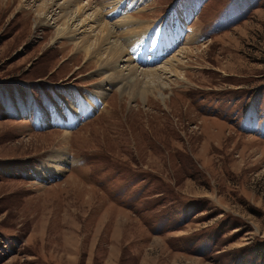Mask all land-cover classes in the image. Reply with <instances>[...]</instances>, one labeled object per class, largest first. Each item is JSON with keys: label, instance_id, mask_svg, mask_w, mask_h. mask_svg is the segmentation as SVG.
Here are the masks:
<instances>
[{"label": "rangeland", "instance_id": "374dc122", "mask_svg": "<svg viewBox=\"0 0 264 264\" xmlns=\"http://www.w3.org/2000/svg\"><path fill=\"white\" fill-rule=\"evenodd\" d=\"M68 1L0 0V264H264V0Z\"/></svg>", "mask_w": 264, "mask_h": 264}, {"label": "bare ground", "instance_id": "6f19581e", "mask_svg": "<svg viewBox=\"0 0 264 264\" xmlns=\"http://www.w3.org/2000/svg\"><path fill=\"white\" fill-rule=\"evenodd\" d=\"M75 1H80V0H69L68 2H69V4L67 3L66 5H64L63 7H62V10H67V9H69L70 7H67L68 5H70V3L72 2H74L75 3ZM120 1V0H119ZM143 0H129L128 2H127V4L128 5H130V6H136L137 4L139 5L141 2H142ZM124 2H126V1H124ZM123 2V3H124ZM88 4H90V3H88ZM45 6H47V4H45ZM50 5H48V9H47V11H45V13L47 14V13H49V12H51V10H50ZM126 7V6H125ZM40 8V7H39ZM44 9V8H43ZM45 9H46V7H45ZM101 9V8H100ZM103 9V8H102ZM122 9V8H121ZM80 10H81V7L80 6H75V10H73V12H80ZM127 10V9H126ZM123 11V10H122ZM128 11V10H127ZM105 12V11H104ZM190 10H189V7L187 6L186 7V13L187 14H185L184 13V17H186L185 19H183L179 24H178V26H177V29H181V27L182 26H185V24L186 23H188L189 21L187 20V18H189L188 16H190ZM100 13H102L101 11H100ZM127 14V13H126ZM178 14H180L179 13V11H178ZM113 15V14H112ZM103 16H104V14H103ZM103 16L100 14V17H99V19L101 20V19H103ZM106 16V15H105ZM180 17V16H179ZM183 17V18H184ZM123 19V18H122ZM122 19H120L121 21H122ZM182 19V18H181ZM120 21V22H121ZM65 23H68V21H65ZM117 23V22H116ZM123 24H127V26L129 27V28H127V29H123L122 28V32H121V34H120V36H124L125 38H127L129 35L131 36V34H137V36H138V39H137V41H132V40H130V38L128 39V42L129 43H131V44H136V48H134L135 49V51H137V53H138V55L137 56H139V55H142L143 53H144V51L146 50V43L147 42H149V43H151V45H152V48H153V50H155V51H157L158 50V47L159 46H162V42L160 43V44H158V42H159V40L160 39H162L163 37H161V34L158 32V31H155V30H153V31H151V30H148V25L146 24L145 25V23L143 22V23H141V19H137V18H135V17H133L132 15H128L126 18H124V21L122 22V25ZM130 24V25H129ZM126 26V25H125ZM131 26V27H130ZM69 28V27H68ZM103 28H106L107 29V31H108V33H112V31H111V28L112 27H109V24H107V22H106V24L104 25V27ZM70 32V29H66L64 32H63V34H64V36H67L66 35V33H69ZM72 32V31H71ZM62 33V32H61ZM102 35V34H101ZM107 35V34H106ZM175 36V35H174ZM176 36H178V33L176 34ZM68 37V36H67ZM170 37V36H169ZM169 37H167V39H170ZM100 40H99V42H98V40L95 42V43H93L94 44V48L93 49H90V48H88L87 49V52L86 53H88L89 55H99V54H101L102 52H104V50L106 51L107 50V60H101L100 61V65H102V64H107V65H110V64H115L116 63V61L115 60H117L120 56H122L124 53H127V51H126V49H124L123 47H122V43H123V41H118V45H111V46H109L108 48H104V41H107V38H106V36L103 34L102 36H101V38H99ZM97 42H98V44H97ZM103 42V43H102ZM125 45V44H124ZM134 47V46H133ZM149 48V47H148ZM128 50V49H127ZM181 50V49H180ZM109 56H110V58H109ZM176 56V55H175ZM145 58V57H144ZM101 59V58H100ZM112 61V62H111ZM168 61V60H167ZM172 61V60H171ZM129 62H131V61H129ZM166 63V62H165ZM171 64V63H170ZM180 64V63H179ZM174 65L172 64L171 65V69H175L174 67H173ZM111 68H113L112 66H110ZM117 66H115L114 67V72L111 74V75H109L108 77H113V79H111V80H114V79H117L118 77H119V75L120 74H122L123 73V71H117ZM136 71H137V67L136 66H132L131 68H130V70H129V72L127 73V75L125 76V74L123 73V75H124V80H126L124 83H123V85H121L120 86V89L121 90H124V89H126L125 87L126 86H128L129 84L130 85H133L134 87H136L137 85H138V83H136V82H133L134 80H135V76L137 75L136 74ZM145 72H147V71H145ZM149 72V71H148ZM147 72V73H148ZM138 73V72H137ZM150 73V72H149ZM136 74V75H135ZM145 74V73H144ZM156 74H157V72H156ZM138 76V75H137ZM136 78H138V77H136ZM123 81V80H122ZM121 83V82H120ZM159 93H162V91L160 90L159 91ZM86 101H85V108L83 109V111H92L93 109H95V108H97L99 105H101L100 104V102H101V98H97L96 96H92V95H90L88 98H86L85 99ZM67 111V110H66ZM81 113H83V112H81ZM64 113H62V115H63ZM85 114V113H84ZM65 115V114H64ZM66 116H68V118L67 119H62L61 120V112H59V114H58V112H54V118H53V120L54 121H57V122H61L64 126H70V124H74V123H77V119L78 120H80L81 118L80 117H82L81 116V114L80 113H78V112H76V111H70V112H66ZM58 118V119H57ZM45 119V118H44ZM43 122L45 123V124H48V125H50L51 123H53V122H49V121H47V120H43ZM65 124H67V125H65ZM70 131H66V133H69ZM63 156L64 155H62V154H56V155H54L53 156V158H52V162L54 163V166H53V164H52V166L55 168V170L56 169H58V170H63V167L65 166V164H66V162H68V161H66V158H63ZM55 164H57V165H55Z\"/></svg>", "mask_w": 264, "mask_h": 264}]
</instances>
